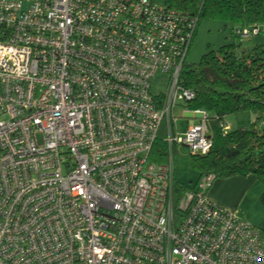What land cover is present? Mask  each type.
Returning a JSON list of instances; mask_svg holds the SVG:
<instances>
[{"label": "built area", "instance_id": "1", "mask_svg": "<svg viewBox=\"0 0 264 264\" xmlns=\"http://www.w3.org/2000/svg\"><path fill=\"white\" fill-rule=\"evenodd\" d=\"M196 30L154 0H0V264H264L213 177L175 202L174 150L213 144L203 111L176 133Z\"/></svg>", "mask_w": 264, "mask_h": 264}, {"label": "trees", "instance_id": "2", "mask_svg": "<svg viewBox=\"0 0 264 264\" xmlns=\"http://www.w3.org/2000/svg\"><path fill=\"white\" fill-rule=\"evenodd\" d=\"M164 6L177 16L197 21V28L204 19L233 25L234 35L241 40L243 31L256 29L259 36L264 27V0H167ZM235 50L236 46L226 45L209 51L197 65L185 62L180 73L181 89L195 95L194 101L180 107L205 112L211 128L209 154L191 156L199 173L197 183L208 176L214 181L253 176L264 185V45L239 54ZM240 113L253 115L254 122L247 128L227 130L225 119ZM163 136L156 144L160 162L167 161L168 153ZM195 186L175 182L176 204Z\"/></svg>", "mask_w": 264, "mask_h": 264}, {"label": "rangeland", "instance_id": "3", "mask_svg": "<svg viewBox=\"0 0 264 264\" xmlns=\"http://www.w3.org/2000/svg\"><path fill=\"white\" fill-rule=\"evenodd\" d=\"M159 6H164L167 0H154ZM233 25H225L218 21L202 20L197 28L196 36L186 59L187 65H197L201 61V58L209 51H218L221 47L226 45L236 46L237 54L252 50L256 46L264 45V27L260 29L261 34L256 37L241 40L237 38L234 33ZM167 86L163 78L157 77L152 82V93L157 95L160 93H166ZM182 105V104H180ZM175 112V117L178 118L179 124L177 127H181L186 123L185 119L180 117L184 116V109L180 107ZM248 117H251V121H248ZM255 118L251 114L240 113L237 115L228 116L225 119V124L230 126L232 130L237 129L239 126L249 127L250 123L254 122ZM243 124H247L243 125ZM159 148L155 146L153 151V160L158 164H164L160 162ZM174 156V176L175 182L188 187H194L198 181L199 173L193 168V160L190 156V151L186 147L177 148L173 152Z\"/></svg>", "mask_w": 264, "mask_h": 264}, {"label": "crops", "instance_id": "4", "mask_svg": "<svg viewBox=\"0 0 264 264\" xmlns=\"http://www.w3.org/2000/svg\"><path fill=\"white\" fill-rule=\"evenodd\" d=\"M185 112L180 120L185 119L186 123L176 128L178 134H183L187 130L189 122L198 121V117ZM247 120L251 121V117ZM227 130L232 128L227 126ZM208 198L214 205L234 214L240 220L264 230V185L255 177L237 176L216 180L208 193Z\"/></svg>", "mask_w": 264, "mask_h": 264}, {"label": "water", "instance_id": "5", "mask_svg": "<svg viewBox=\"0 0 264 264\" xmlns=\"http://www.w3.org/2000/svg\"><path fill=\"white\" fill-rule=\"evenodd\" d=\"M190 201H191L190 196L187 197V198L184 200L183 205H182V208H183V209H182L181 211H184V210H185L184 207L186 208V207L190 204Z\"/></svg>", "mask_w": 264, "mask_h": 264}]
</instances>
